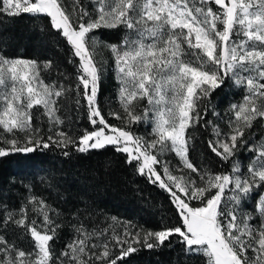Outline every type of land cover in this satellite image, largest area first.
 Returning a JSON list of instances; mask_svg holds the SVG:
<instances>
[{
    "label": "snow or ice",
    "instance_id": "6c2138e0",
    "mask_svg": "<svg viewBox=\"0 0 264 264\" xmlns=\"http://www.w3.org/2000/svg\"><path fill=\"white\" fill-rule=\"evenodd\" d=\"M90 2L91 10L81 0H0V14L42 18L75 69L72 79L54 61L12 57L0 41V161L110 149L167 194L171 215L162 211L148 228L115 216L105 217L113 222L106 227H90L86 206L82 215L77 209L72 219L61 220L63 213L42 194H32L35 180L44 181L50 171L35 164L10 177L27 190L26 203L10 208L0 202V264H118L142 248L175 245L202 264H264V141L250 131L254 121H264V0ZM116 28L126 30L119 44L101 39V29ZM98 44L112 54L117 109L105 111L99 102L106 61ZM53 72L56 79L46 82L42 73ZM229 81L243 95L225 119L213 94ZM62 97L75 105V121L57 114ZM141 125L151 127L141 132ZM200 129L209 134L208 155L218 158L215 170L190 158ZM245 147L253 153L246 172L238 156ZM29 204L40 223L29 220ZM13 224L30 235V251L7 235ZM65 227L73 237L57 253L55 241Z\"/></svg>",
    "mask_w": 264,
    "mask_h": 264
},
{
    "label": "trees",
    "instance_id": "16d2710c",
    "mask_svg": "<svg viewBox=\"0 0 264 264\" xmlns=\"http://www.w3.org/2000/svg\"><path fill=\"white\" fill-rule=\"evenodd\" d=\"M81 3L86 4L89 10L92 9L90 0H81ZM125 31L123 28L101 29L100 36L108 44H119ZM0 41L7 43V51L10 56L36 59L38 62L54 61L62 71L73 74L72 79H74L75 69L67 63L62 43L47 31L46 23L42 18L28 14L19 17L0 14ZM57 44L60 46L58 47ZM97 52L98 56L106 61V70L100 84V105L105 111L109 107L117 109L120 105L117 101L118 84L115 79L112 54L102 44L97 45ZM42 75L46 82L56 79L55 72L52 75L47 73H42ZM61 79L63 78L61 77ZM69 82L72 80L65 81V83ZM242 95V90L232 86L231 81L227 82L225 87L218 89L213 94V100L220 115L227 119L225 114L229 105L239 102ZM60 102L64 104V107L57 114L66 122L68 116L75 121V105L63 97L60 98ZM144 103L146 101L142 102V104ZM33 111L35 112L36 109ZM41 111L43 110L41 109ZM82 111L83 109H81ZM43 119L47 121V117ZM86 123V120L83 119L79 121V124ZM217 123L225 130L227 129L223 120L217 121ZM139 131L147 132L143 125L139 127ZM189 131L193 130L189 129ZM250 131L254 134L255 141H264V121H254ZM208 138L209 134L204 129L195 133L194 147L190 151V158L196 163L207 161L209 166L215 170L218 158L208 155L206 146ZM251 142L250 140L249 143ZM238 156L241 168L246 172L253 153L247 151L245 147ZM40 163H43L44 168L50 169V171L43 173L47 177L44 181L38 178L35 180L32 194L37 196L42 194L47 203L63 213L60 217L61 220L72 219L70 214L75 213L77 209L81 210L82 215L86 206L87 212L91 215L84 222L90 227L97 223L106 227L113 222L110 219L105 220V217L115 216L122 221H131L135 225L142 224L148 228L158 223L162 211L171 215L167 204V194L148 184L143 177L135 175L128 166L120 163L118 154H113L110 149L92 152L88 155L76 154L72 158H64L58 152L43 156H39V154H33L31 157L10 156L4 161H0V202H6L10 208H18L22 201L26 203L27 190L18 183L11 184L10 177L14 175L19 177L29 171L33 165ZM223 168L230 170L229 165H223ZM49 184L53 186L48 187ZM31 207L29 204V220L35 218L40 223L42 217L32 212ZM75 222L73 220V223ZM114 227L117 231L122 230L119 224H115ZM7 235L17 243L18 247L25 251L31 250L33 242L24 229L17 228L14 224L10 225ZM72 237L71 227L60 230L59 237L55 241L57 253ZM118 264H202V258L185 257L181 246L175 245L172 248L163 247L160 250L142 248L136 253L129 254L123 261H118Z\"/></svg>",
    "mask_w": 264,
    "mask_h": 264
},
{
    "label": "rangeland",
    "instance_id": "374dc122",
    "mask_svg": "<svg viewBox=\"0 0 264 264\" xmlns=\"http://www.w3.org/2000/svg\"><path fill=\"white\" fill-rule=\"evenodd\" d=\"M150 127H151L150 125L145 127L146 131H148L150 129ZM168 159H170L172 161L173 165H176L178 163V159L172 153L168 154Z\"/></svg>",
    "mask_w": 264,
    "mask_h": 264
}]
</instances>
